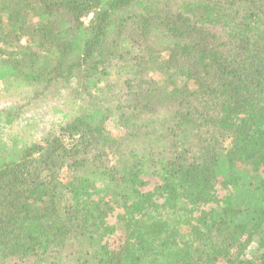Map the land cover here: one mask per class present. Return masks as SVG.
<instances>
[{
    "label": "trees",
    "instance_id": "trees-1",
    "mask_svg": "<svg viewBox=\"0 0 264 264\" xmlns=\"http://www.w3.org/2000/svg\"><path fill=\"white\" fill-rule=\"evenodd\" d=\"M1 83L0 264H264V0H0Z\"/></svg>",
    "mask_w": 264,
    "mask_h": 264
},
{
    "label": "rangeland",
    "instance_id": "rangeland-1",
    "mask_svg": "<svg viewBox=\"0 0 264 264\" xmlns=\"http://www.w3.org/2000/svg\"><path fill=\"white\" fill-rule=\"evenodd\" d=\"M87 21V20H85ZM5 84H0V107L6 103L10 102V98L8 99V91ZM18 95L17 92L13 93V97L11 98L13 101L17 102V104L22 103L25 104L26 100L21 99L19 97H16ZM60 100L58 99L57 95L55 93H52L51 95L47 96L44 100L43 98H40L36 100L35 102H31L25 105L23 111H25L22 114L21 121L16 122L12 128L9 130V134L18 133L21 136L18 138V141L22 140L25 136L30 135H36L41 131H44L52 122H55L60 119V114L54 112L55 110L52 109V107L56 106L58 107V104L54 102V100ZM62 108V106H61ZM107 130L114 134L115 136L121 135V130L117 127H115L112 124L107 125ZM5 137V134L3 135ZM145 181L147 185L143 188L145 191H150L152 188H154L157 185L156 180L145 178ZM225 192H220V196H223ZM120 211H115L109 218L108 223H112ZM114 236L109 239V242L107 244H110L111 248L113 246L111 243L113 242ZM104 241V242H105Z\"/></svg>",
    "mask_w": 264,
    "mask_h": 264
}]
</instances>
